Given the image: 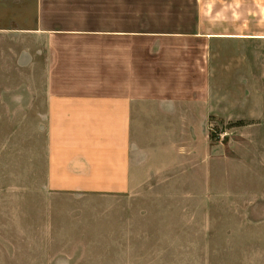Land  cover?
<instances>
[{"label":"rangeland","instance_id":"obj_1","mask_svg":"<svg viewBox=\"0 0 264 264\" xmlns=\"http://www.w3.org/2000/svg\"><path fill=\"white\" fill-rule=\"evenodd\" d=\"M204 3L209 27L245 35L214 52L204 141L127 195L44 193L45 85L28 82L11 39H0V264L43 251L113 258L106 264H264V0Z\"/></svg>","mask_w":264,"mask_h":264},{"label":"crops","instance_id":"obj_2","mask_svg":"<svg viewBox=\"0 0 264 264\" xmlns=\"http://www.w3.org/2000/svg\"><path fill=\"white\" fill-rule=\"evenodd\" d=\"M208 15L204 0H0V39L45 85V194H132L204 141L214 52L245 37ZM27 258L18 264L110 259Z\"/></svg>","mask_w":264,"mask_h":264}]
</instances>
